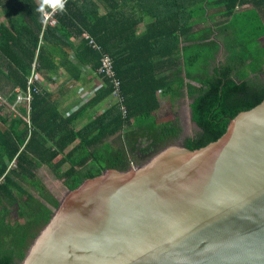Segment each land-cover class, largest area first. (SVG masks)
<instances>
[{"label": "trees", "instance_id": "trees-1", "mask_svg": "<svg viewBox=\"0 0 264 264\" xmlns=\"http://www.w3.org/2000/svg\"><path fill=\"white\" fill-rule=\"evenodd\" d=\"M5 1L13 29L0 26V60L12 69L5 74L0 61V74L8 82L25 89L36 55L40 73L50 43L63 47L68 39L87 34L114 56L128 115L114 104L75 132L71 124L76 117H61L50 96L41 92L34 96L28 137L22 118L0 114V264H22L60 207L39 177L42 169L72 191L107 171L141 167L177 143L182 127L177 118L158 119L159 94L172 109L181 98L191 100L199 130L183 141L190 150L218 140L233 118L264 99L259 78L264 72V0H76L58 12L55 26L46 27L33 0ZM18 8L25 9L28 30L14 27ZM79 48L99 70L101 52L85 40L74 47ZM100 75L105 85L90 108L113 97L111 81ZM2 95L10 103L16 93Z\"/></svg>", "mask_w": 264, "mask_h": 264}, {"label": "water", "instance_id": "water-1", "mask_svg": "<svg viewBox=\"0 0 264 264\" xmlns=\"http://www.w3.org/2000/svg\"><path fill=\"white\" fill-rule=\"evenodd\" d=\"M22 264H264V99L203 148L67 191Z\"/></svg>", "mask_w": 264, "mask_h": 264}, {"label": "crops", "instance_id": "crops-1", "mask_svg": "<svg viewBox=\"0 0 264 264\" xmlns=\"http://www.w3.org/2000/svg\"><path fill=\"white\" fill-rule=\"evenodd\" d=\"M33 1L39 6L40 0ZM4 7H7L6 1L0 0V26L3 25L8 29H13V27H10L4 13ZM8 11L12 12V10ZM24 13V8L17 9L14 27L18 29L30 27L28 19H26V23L23 22ZM22 34L24 39L28 37L23 32ZM82 40H84L82 37H72L68 39L70 42L66 41L67 44L63 45V47L50 43V57L47 58L49 60L39 73V85L41 86L42 94L50 96V102L56 104V109L61 117L64 119L76 117L72 119L71 124L75 132L83 129L97 117L102 116L115 104L113 97H109L93 108L87 106L96 94L104 88L105 82L99 70H94L92 64L88 62L90 61L88 58L89 54L81 50V48L78 50L74 49V47L78 48L80 46ZM260 42L264 45V37L260 39ZM223 54L224 49L222 47L217 62L222 60ZM0 61L2 62V70H4L5 74L8 73L10 65L2 58ZM70 62L75 64L70 66ZM5 74H0V93H16L19 87H14L12 83L8 82ZM73 75L76 77H73ZM166 100V98H162L159 94L161 108L162 103L166 104ZM50 125H54V122H51ZM44 170L42 169L41 171Z\"/></svg>", "mask_w": 264, "mask_h": 264}, {"label": "built area", "instance_id": "built-area-1", "mask_svg": "<svg viewBox=\"0 0 264 264\" xmlns=\"http://www.w3.org/2000/svg\"><path fill=\"white\" fill-rule=\"evenodd\" d=\"M76 1V0H63L64 9L66 7L67 2ZM59 11H51L48 14L47 21L44 23V26H55L56 25V15ZM82 38L92 46L93 49L101 52V65L99 68L100 74L105 75L111 81L114 92L113 99L115 104H117L124 116L128 115V108L126 105V97L123 93L122 82L120 78L117 76L116 67H115V58L114 56L106 51L101 44H97L90 38L89 35L84 34ZM42 39V37H41ZM39 63L38 57L31 64L30 74L28 76V80L26 83L25 89H18L16 91L15 99L13 102H8L7 98L0 93V114L3 115L6 113L8 117L12 118H22L26 123L29 129V135L32 131V124L30 120V115L32 111V103L34 100V96L41 94L42 89L39 85ZM22 109L24 112H22Z\"/></svg>", "mask_w": 264, "mask_h": 264}, {"label": "rangeland", "instance_id": "rangeland-1", "mask_svg": "<svg viewBox=\"0 0 264 264\" xmlns=\"http://www.w3.org/2000/svg\"><path fill=\"white\" fill-rule=\"evenodd\" d=\"M259 78L260 80L264 81V72L259 75ZM157 117L161 122L171 121L175 118L178 119L182 127V134L180 139L177 141L176 145L178 144L183 146L184 139L192 137L199 130L198 127L192 121L191 100L188 97L181 98L177 102L176 107H174L173 109L171 108V105L167 99L166 104L162 103V108L158 111ZM39 177L46 183L50 191L61 202V200L65 197L68 191L66 188H64L63 182L57 181L48 169L39 172ZM24 187L25 189H28L30 192H32L34 195L38 196L37 191L29 184H25ZM16 218L17 217H14L13 219L15 220Z\"/></svg>", "mask_w": 264, "mask_h": 264}, {"label": "clouds", "instance_id": "clouds-1", "mask_svg": "<svg viewBox=\"0 0 264 264\" xmlns=\"http://www.w3.org/2000/svg\"><path fill=\"white\" fill-rule=\"evenodd\" d=\"M63 0H40L39 6L35 9L40 14V22L45 23L47 21L48 14L51 11H63Z\"/></svg>", "mask_w": 264, "mask_h": 264}]
</instances>
